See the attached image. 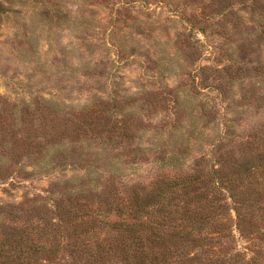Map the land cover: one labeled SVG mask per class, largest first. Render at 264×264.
<instances>
[{"label":"rangeland","instance_id":"374dc122","mask_svg":"<svg viewBox=\"0 0 264 264\" xmlns=\"http://www.w3.org/2000/svg\"><path fill=\"white\" fill-rule=\"evenodd\" d=\"M210 1L0 0V207L30 231L11 255L40 246L38 198L88 180L147 186L175 174L164 154L190 174L264 128V0L190 26ZM82 118L117 132L56 139ZM12 216L0 210V242Z\"/></svg>","mask_w":264,"mask_h":264},{"label":"trees","instance_id":"16d2710c","mask_svg":"<svg viewBox=\"0 0 264 264\" xmlns=\"http://www.w3.org/2000/svg\"><path fill=\"white\" fill-rule=\"evenodd\" d=\"M210 2L206 14L189 17L190 26L206 28L232 9L229 0ZM116 132L90 130L82 118L56 139L106 135L110 140ZM42 139L48 144L54 136L48 132ZM159 165L175 174L158 175L147 186L123 187L111 179L99 193L88 180L66 187L48 204L38 198L44 203L37 216L40 246L28 247V256L11 255L30 240L28 229L14 226L18 217L10 210L18 207H0L13 221L0 242V264H264V128L236 151L217 154L208 167L196 164L190 174L174 156L164 154Z\"/></svg>","mask_w":264,"mask_h":264}]
</instances>
